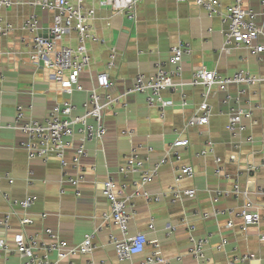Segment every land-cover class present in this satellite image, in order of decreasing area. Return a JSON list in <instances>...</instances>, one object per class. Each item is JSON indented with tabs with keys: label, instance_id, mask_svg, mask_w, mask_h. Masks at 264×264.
Returning <instances> with one entry per match:
<instances>
[{
	"label": "crops",
	"instance_id": "crops-1",
	"mask_svg": "<svg viewBox=\"0 0 264 264\" xmlns=\"http://www.w3.org/2000/svg\"><path fill=\"white\" fill-rule=\"evenodd\" d=\"M100 1L87 0L96 13L91 29L96 39L87 42L91 63L80 76L84 90L71 96L51 77V69L37 66L31 60L33 36L21 29L23 20L32 12H37L43 28L50 26L52 14L26 4L0 12L5 21L15 26L9 36L0 37V188L11 200L35 197L28 211L34 223L25 227V233L47 239L46 230L52 229L70 248L95 232L92 254L76 255L60 264H88L90 261L141 264L155 251L154 240L169 264H232L235 256L244 254L256 257L236 264H264V240L260 238L264 232V80L251 86L231 85L228 88L229 94L239 98L241 105L260 106L251 119L244 120L246 130L242 136L236 137L226 128L230 112L229 104L224 102L226 92L214 85L206 94L204 86L190 84L193 73L200 69L215 70L223 77L247 71L264 78V53L259 55L245 47L226 50V24L222 17H210L191 0H143L137 4L133 18L115 14L110 6ZM219 1L223 11L234 3V0ZM243 6L257 13L256 21L262 30L254 44L264 43L261 0H243ZM180 42L190 44L192 51L183 55L182 74L174 78L176 87L162 91L163 98L171 102L162 116L158 108L148 106L144 94L127 95L126 92L136 75H152L158 64L173 69L172 49ZM63 43L75 47L76 34L66 37ZM113 52L114 66L109 68ZM101 73H107L111 82L107 89L98 88L102 100L110 95L113 98L121 96V101L103 111L104 138L85 144L87 153L80 161L84 179L79 184L80 194L76 195V188L67 181V176H76L79 172L72 167L73 151L66 154V169L56 157L46 162L31 159L24 144L26 138L7 125L14 122L17 106L25 108L26 120L41 122L57 104L66 100L77 106L73 115L82 114V105L89 92L97 87ZM204 101L212 110L209 124L198 128L188 126L189 119ZM245 136H252L253 141L246 142ZM179 138L190 141L187 148L180 150V163L191 165L195 176L176 183V167L180 163L175 162L171 145ZM80 144L76 136L73 147ZM133 150L145 168L166 159L157 176L145 187L135 184L140 180L139 174L123 176L118 170ZM202 151L206 153L197 156ZM233 154L236 160L230 161ZM217 158H221V163L216 162ZM248 164L257 169L248 171ZM219 167L221 172H217ZM109 178L134 210L128 226L129 235L143 233L149 241L144 252L131 260L119 259L110 236L122 238L123 234L113 222L103 219L109 206L102 184ZM170 186L195 190L196 195L192 198L184 195L173 202L165 193ZM236 186L240 189L237 195L232 192ZM218 191L226 195L220 196ZM145 193L151 199L158 197V201L148 200ZM248 201L251 211L261 215V222L243 231V219L237 213ZM6 215L11 216V228L8 230L0 223V239L6 241V247L0 248V264H23L15 248L14 235L20 229L24 210L0 198V221ZM229 221L233 226H228ZM150 224L153 229L149 228ZM189 225L194 226L196 237L211 236L207 261H199L189 253ZM223 239L227 240L226 245L218 248ZM51 259H56V253L51 254Z\"/></svg>",
	"mask_w": 264,
	"mask_h": 264
},
{
	"label": "built area",
	"instance_id": "built-area-1",
	"mask_svg": "<svg viewBox=\"0 0 264 264\" xmlns=\"http://www.w3.org/2000/svg\"><path fill=\"white\" fill-rule=\"evenodd\" d=\"M143 0H101L105 6H110L115 14L133 18L138 3ZM187 1V0H177ZM199 7L203 8L210 17L221 16L222 21L226 24L224 30V45L226 50L231 48L245 47L253 50L259 55L264 53V43L254 44L258 42L262 35V30L256 21L257 13L251 8H244L243 0H234V3L222 10V4L219 0H191ZM29 5L32 8H39L52 14V22L49 27L43 28L40 17L37 12H32L27 16L22 24L21 29L33 36L32 47L30 52L31 60L37 66H44L52 70L51 77L59 84L61 90L71 96L77 91H83L84 88L80 83L81 73L89 67L91 56L87 48V42L93 37L91 32L92 21L95 17V9L88 6L87 0H0V12L10 9L18 5ZM261 13L264 15V0H261ZM15 29L14 24L4 20L0 14V37L9 36ZM76 34L77 45L71 47L63 43V40ZM191 46L188 43L180 42L178 47L172 49L170 62L174 65L173 69L168 70L163 64H158L157 70L152 75L138 74L134 78L133 84L127 89L126 94H144L146 96L149 107H156L164 116L165 109L170 105V101L162 96V91L167 88H175L174 78L182 74V58L184 54L191 53ZM115 53L113 52L109 61V68L114 66ZM42 62V64H41ZM264 78L254 76L247 71H239L233 76H218L215 70L200 69L193 73L190 84L192 86H204L206 94H209L212 87L217 85L221 90L226 92L224 102L229 104V121L227 124L228 132L236 137L242 136L246 130L245 119H251L253 113L260 106H243L239 98L232 97L228 88L231 85L251 86L255 85ZM111 85L109 75L101 73L97 78V87L89 92L88 99L82 105L84 109L82 114L73 115L77 106L70 100L57 104L50 112L48 118L44 121L26 120L24 117L25 108L17 106L15 120L12 124H8L7 128L17 130L26 138V145L29 158H38L44 162L52 157H56L60 161L63 169L68 167L66 154L73 151L72 167L79 169L76 176H67V181L76 188V195L80 194L79 184L84 179L80 161L86 155V143L91 141H101L106 134L105 120L103 111L110 108L115 103L121 101V96L113 98L106 95L102 100L98 88L107 89ZM230 102V103H229ZM183 104H187L186 100ZM212 110L209 104L204 101L200 104L197 112L189 119L188 126L202 127L209 124ZM80 138L81 144L73 147L75 137ZM246 142H252V136L243 138ZM190 141L188 139L179 138L171 145V153L175 162L180 163L182 155L180 150L187 148ZM151 150V148H149ZM206 151L197 154L203 155ZM230 161H235L236 156H230ZM162 162L151 168H145L143 161L139 158L136 150L126 157L121 163L118 170L123 176L128 174H139L140 180L135 184L139 187H145L158 174L159 167ZM217 163H221V158L216 159ZM264 167V160L262 162ZM248 171H254L257 166L248 164ZM217 172H221L219 167ZM195 176V170L191 165L181 164L176 167V183L183 179H192ZM0 176V184H1ZM13 180L10 179V183ZM64 193V190L61 191ZM102 192L108 201L109 209L103 214V219L113 222L119 227L122 238L114 235L110 236V243L113 244L116 254L120 260H131L135 255L142 254L148 244L145 234L138 233L129 235V222L134 216V210L130 208L128 200L115 190V182L112 178L107 179L102 184ZM234 194L240 193L238 186L232 191ZM169 195L173 202L180 200L184 195L192 198L195 197V190H181L176 186H170L165 192ZM248 192L245 191V194ZM218 195H226L225 192L218 191ZM148 200L158 201V197L151 199L148 193H145ZM0 198L10 201L12 206H19L24 210L25 215L20 219V229L14 235L15 248L23 260V264H60L62 261H68L76 255H90L95 249L94 234L91 232L86 235L84 240L74 247L68 248L66 243L59 237L58 233L52 229H47V239H40L37 236L25 233V227L32 225L34 219L28 215V211L35 203V197H27L21 201L11 200L7 192H3L0 188ZM218 213V212H217ZM233 213V212H231ZM242 219L241 229L246 231L250 225H258L261 222L259 212H253L250 209L248 201L244 208L237 213ZM205 217L208 215L205 214ZM10 215L4 216L0 221L3 226L10 230ZM228 226H233V222L229 221ZM153 229V224L149 225ZM195 228L188 226L189 239L191 247L189 253L199 261H207L206 252L210 246L211 236L196 237ZM260 238L264 240V232L260 234ZM227 243L226 239L222 240L218 248H222ZM152 244L155 251L147 256L141 264H169L161 253L159 243L154 240ZM6 247V241L0 239V248ZM42 251V253H38ZM56 253V259H51V254ZM255 254H244L235 256L232 264L244 262L246 260L255 259ZM88 264H95L90 261Z\"/></svg>",
	"mask_w": 264,
	"mask_h": 264
},
{
	"label": "water",
	"instance_id": "water-1",
	"mask_svg": "<svg viewBox=\"0 0 264 264\" xmlns=\"http://www.w3.org/2000/svg\"><path fill=\"white\" fill-rule=\"evenodd\" d=\"M41 64H42V62H41Z\"/></svg>",
	"mask_w": 264,
	"mask_h": 264
}]
</instances>
